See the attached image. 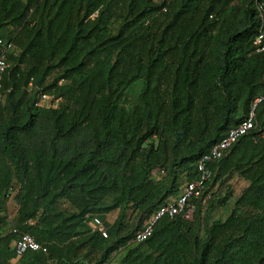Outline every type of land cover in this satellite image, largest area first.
Segmentation results:
<instances>
[{
  "label": "trees",
  "instance_id": "obj_1",
  "mask_svg": "<svg viewBox=\"0 0 264 264\" xmlns=\"http://www.w3.org/2000/svg\"><path fill=\"white\" fill-rule=\"evenodd\" d=\"M255 2L264 8V0H0V38L14 45L1 80L0 264H264V100L253 127L207 164L206 206L195 201L190 220L161 216L133 240L264 95V52L251 44ZM38 92L63 102L36 107ZM233 177L244 180L235 196ZM230 199L227 215L210 219ZM94 216L106 237L89 225ZM12 228L44 252L15 255Z\"/></svg>",
  "mask_w": 264,
  "mask_h": 264
},
{
  "label": "built area",
  "instance_id": "obj_2",
  "mask_svg": "<svg viewBox=\"0 0 264 264\" xmlns=\"http://www.w3.org/2000/svg\"><path fill=\"white\" fill-rule=\"evenodd\" d=\"M232 4H237L241 0H230ZM255 8L259 18V28L252 40L254 52H264V8L261 3L255 2ZM9 54H14V45L11 41H5L0 38V99L2 97L1 80L3 73L10 65L8 60ZM30 86V82H28ZM264 100V95L256 97L252 100L250 109L246 116L236 126L230 128L226 134L220 138L206 153H203L196 162L198 177L192 182L186 183L179 194L166 204L160 205L153 214L149 215L141 223L140 229L136 230L133 235V240L140 242L147 238L151 231L154 222L161 216L172 217L180 216L184 220H190L194 210V202L197 201L200 207H205L207 204L208 192L203 193L204 184L209 177V169L207 164L212 163L224 156L231 144L241 135L248 132L254 125V108L260 101ZM59 96L49 95L47 93L38 92L34 105L39 108L56 109L60 104ZM16 186H9L5 193L6 208L9 203L12 204V212L15 211L13 195L16 192ZM11 215V214H9ZM31 224V221H27ZM89 225L101 237H106V230L101 219L94 216L89 221ZM11 232L16 234L13 242V251L15 255L20 256L25 251H43L44 248L37 243L32 235L27 232H17L15 228Z\"/></svg>",
  "mask_w": 264,
  "mask_h": 264
},
{
  "label": "rangeland",
  "instance_id": "obj_3",
  "mask_svg": "<svg viewBox=\"0 0 264 264\" xmlns=\"http://www.w3.org/2000/svg\"><path fill=\"white\" fill-rule=\"evenodd\" d=\"M134 94H135L134 92H131L128 95L127 99L128 100L133 99ZM62 102H63V98H61L60 103H62ZM157 176H158L157 174H154V177H157ZM230 184H231V188H232L231 192L235 196V194H237L240 191V189L244 186V180H241L238 178L236 179L233 177V179L230 181ZM223 188H224V186L216 185L215 187L212 188L211 191L220 194ZM231 204H232V200L230 199L225 207L219 208V209L216 208V209H214V211H211L210 219H222V218H224L227 215L228 211L230 210ZM11 209H12V204L9 203L7 205V212L11 213L12 212ZM114 215H115V211L110 212L107 216H105V218L108 222H110L114 218Z\"/></svg>",
  "mask_w": 264,
  "mask_h": 264
}]
</instances>
